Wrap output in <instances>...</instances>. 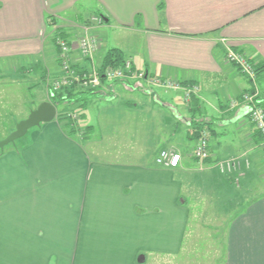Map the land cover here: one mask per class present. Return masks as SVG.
<instances>
[{
    "label": "crops",
    "instance_id": "obj_1",
    "mask_svg": "<svg viewBox=\"0 0 264 264\" xmlns=\"http://www.w3.org/2000/svg\"><path fill=\"white\" fill-rule=\"evenodd\" d=\"M92 15L104 22L87 24ZM87 26L102 48L94 60L74 53L76 64L99 67L119 48L136 69L186 84L109 82L84 110L73 105L85 121L77 135L55 118L0 150V264H146L150 253L165 264L209 201L204 189L240 203L221 264H264V148L243 97L249 80L226 57L231 46L264 66V0H0V58L46 52L33 69L47 91L62 72L55 30L73 39ZM258 80L264 100V68ZM194 119L209 125V160L193 154ZM164 149L181 154L178 166L157 162ZM232 157L241 168L224 176L216 164Z\"/></svg>",
    "mask_w": 264,
    "mask_h": 264
},
{
    "label": "rangeland",
    "instance_id": "obj_2",
    "mask_svg": "<svg viewBox=\"0 0 264 264\" xmlns=\"http://www.w3.org/2000/svg\"><path fill=\"white\" fill-rule=\"evenodd\" d=\"M94 16H91L90 22L87 24L96 25L95 21L93 20ZM96 29L97 28L95 26L84 27V32L82 31L81 35H79L78 37L74 36L75 38L73 37V39H75L74 42H76V40H78L79 38L85 36L87 32H89L90 34L97 35V33H95ZM45 36L47 37L46 34ZM76 52L79 56L83 57L79 50H74L73 54ZM45 54L46 52L44 53V56ZM44 56L41 54L39 57L15 56L0 58V141L8 137V135L16 129L17 123L20 120L28 117L31 110L35 109L39 105L40 100L47 98L46 101L52 102L49 90L44 91L43 79L41 77L40 69H33L38 64L37 61L40 60L39 65H42L44 63ZM59 63L61 64L60 60ZM72 64L76 63L72 61ZM133 71H137L136 68L133 67ZM146 74L150 73L146 71ZM61 76H63L62 72L61 75H59L58 77H54L45 81L46 86L48 87V84L51 81L53 82L54 79L57 80L58 78H61ZM136 76L134 78L135 80H132L130 82L136 88H143L145 90V88L153 89L154 86H161L156 84L159 83L158 81H156V75L151 74L150 76H148L149 79L145 77L136 78ZM122 81L124 80H118L115 82ZM103 84V87L85 89V92L89 90L103 89L108 85L106 83ZM72 85H76V89L78 90L77 85L79 84L77 82L73 83ZM56 108L58 110L57 113H61L63 111L68 113L70 111L75 110L73 106L71 108L67 107L63 109V106L59 105ZM72 116H76L78 118V116L73 115V113ZM79 123V128L85 127L84 120L78 119L77 127ZM38 127L39 126L30 128L28 130L29 134L33 129ZM79 128L78 132L80 131ZM19 139H17V143H8L4 148L7 149L13 144L20 145L21 140L19 141ZM244 161L249 166V161L247 159H245ZM199 169H201L200 166ZM219 172L223 173L224 176L228 174L222 172L221 170H219ZM231 175H233L235 184H237L236 182H239L241 174L236 172ZM189 190L190 189L188 188V193ZM204 193H210L209 201L206 202L205 200L204 202H202L198 206V210H196V208L194 207V210L196 211V216H193L190 219L187 232L188 234L185 237V243L182 248V251L175 255L161 254V256L163 257L162 259H164V257H167V262L165 264H221V262L224 261L226 254L225 245L227 238V228L230 223V218H232V215L235 214L240 203L236 201L235 204L230 203L228 205L226 202L221 200V196H218V192H214V189H204ZM185 197L188 200V204L191 206L192 197L190 198L189 194H186ZM222 207L226 208V213L223 212L222 209L219 210ZM155 255L157 254H148V260L146 264H157L155 260L160 258L155 257Z\"/></svg>",
    "mask_w": 264,
    "mask_h": 264
},
{
    "label": "built area",
    "instance_id": "obj_3",
    "mask_svg": "<svg viewBox=\"0 0 264 264\" xmlns=\"http://www.w3.org/2000/svg\"><path fill=\"white\" fill-rule=\"evenodd\" d=\"M93 20L95 24L99 25L103 23V16H94ZM56 44L59 47L58 58L61 62L62 75L61 78L53 80L48 84L49 93L52 91H58L63 87H70L73 83L77 82L78 90L94 89L103 87L102 76L100 74L99 67L93 66L91 69L85 70L84 68L76 69L72 66L73 52L74 50H79L81 55L85 59L94 60L97 52L102 48V42L95 34H90L87 32L85 36L79 38L74 42V40L69 39L64 36H58L56 39ZM226 57L233 64L237 65L240 71L246 75L249 80V89L243 94L245 102L248 105V115L255 128L259 130L263 136L262 146L264 148V103L260 95L257 67L255 63L245 56L242 52L237 51L231 46L226 47ZM133 63L131 60H126L125 64L118 67L110 66L103 71V76L106 77L108 82H114L118 80L132 81L136 78L145 77L149 79L148 76L151 74H146L145 70L133 71ZM145 71V72H144ZM157 85L169 86V87H179L181 84L174 82L163 77H155ZM139 80V79H138ZM155 81V82H156ZM197 88L191 87L186 91V98L189 100L192 93H196ZM194 156L200 160L204 161L210 157L209 149V138L207 129L203 131V135L196 140V145L193 150ZM235 157L218 161L217 167L224 173H233L235 170L241 168L242 160ZM181 161V154H174L169 150H162L157 158V162L171 167H176ZM248 166V165H247Z\"/></svg>",
    "mask_w": 264,
    "mask_h": 264
},
{
    "label": "trees",
    "instance_id": "obj_4",
    "mask_svg": "<svg viewBox=\"0 0 264 264\" xmlns=\"http://www.w3.org/2000/svg\"><path fill=\"white\" fill-rule=\"evenodd\" d=\"M58 36H64V37L69 38V35L66 32L62 31L61 29H58V30L55 31V35L53 37V41H54V44H55V46H56V48L58 50V53H59V47L56 44V39H57ZM126 60L127 59L125 58L123 52L119 48H111V49H109L105 53V55H104V57L102 59V62L100 64V66H99L100 74L102 76L101 78H102L103 83H106V84L108 83V81L106 80V77L103 76V71L106 68L110 67V66H113V67L122 66V65L125 64ZM72 66L74 68H76L77 70L78 69L81 70V68H84V67H82V66H80L78 64H72ZM263 68H264L263 65L262 66H260V65L257 66V71H258L259 75L263 71ZM84 69L88 70L87 68H84ZM43 76L45 77L46 73H44ZM130 82L131 81H128V82L127 81H122V83H125L128 86H134ZM179 83L181 85L186 84V82L183 83V84L181 82H179ZM184 86H186V85H184ZM94 91L95 90H89V91H86V93H84L83 91L79 92V91H76V85H72L70 87H63V88L59 89L58 91H52L51 94H50V98H51L52 102L55 104L56 107L59 106V105H62L63 109H65L67 107L71 108L73 105H77V107H79L82 110H84L86 108V106H87L89 98L92 96ZM191 98H192L193 101L197 100L195 98V94L194 93H192ZM263 103H264V100H263ZM63 112L58 113L56 118L64 125L65 129L68 131L69 134H71L72 136L77 135V133H78V128H77L78 119H76V117L72 116L71 112H68V113H66V112L63 113ZM84 114H85L84 111H82V113H81V117L82 118H83ZM194 116H196V114H194ZM192 122H193L194 129L192 128V131H191V134H190L189 138L197 140L203 135V131L205 129H207V127L209 125H208L207 122H205L204 120H200V119H194ZM257 131H258V134L260 135L261 144H262L263 136H262V134H261V132L259 130H257ZM28 133L29 132H27L23 137H21L19 139V141L20 140L23 141L27 137ZM16 143H17V140H16ZM206 160H209V158H207Z\"/></svg>",
    "mask_w": 264,
    "mask_h": 264
},
{
    "label": "water",
    "instance_id": "obj_5",
    "mask_svg": "<svg viewBox=\"0 0 264 264\" xmlns=\"http://www.w3.org/2000/svg\"><path fill=\"white\" fill-rule=\"evenodd\" d=\"M57 116V108L51 101L41 102L35 109L31 110L28 117L17 123L16 129L8 137L0 141V149L8 143H15L17 139L23 137L30 128L39 126L41 123L52 121Z\"/></svg>",
    "mask_w": 264,
    "mask_h": 264
},
{
    "label": "bare ground",
    "instance_id": "obj_6",
    "mask_svg": "<svg viewBox=\"0 0 264 264\" xmlns=\"http://www.w3.org/2000/svg\"><path fill=\"white\" fill-rule=\"evenodd\" d=\"M237 66V65H236ZM238 67V66H237ZM239 68V67H238ZM240 70V69H239ZM257 76H258V72H257ZM209 144H210V141H209Z\"/></svg>",
    "mask_w": 264,
    "mask_h": 264
}]
</instances>
